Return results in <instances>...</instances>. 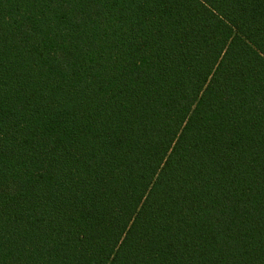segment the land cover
Listing matches in <instances>:
<instances>
[{
  "label": "trees",
  "instance_id": "1",
  "mask_svg": "<svg viewBox=\"0 0 264 264\" xmlns=\"http://www.w3.org/2000/svg\"><path fill=\"white\" fill-rule=\"evenodd\" d=\"M0 264H264V0H0Z\"/></svg>",
  "mask_w": 264,
  "mask_h": 264
}]
</instances>
